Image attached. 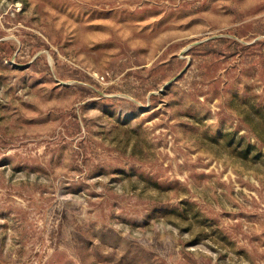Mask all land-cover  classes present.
Instances as JSON below:
<instances>
[{"label":"rangeland","instance_id":"374dc122","mask_svg":"<svg viewBox=\"0 0 264 264\" xmlns=\"http://www.w3.org/2000/svg\"><path fill=\"white\" fill-rule=\"evenodd\" d=\"M0 264H264V0H0Z\"/></svg>","mask_w":264,"mask_h":264}]
</instances>
